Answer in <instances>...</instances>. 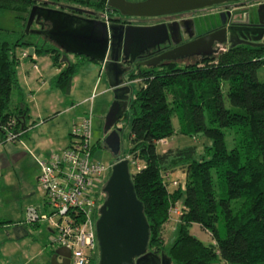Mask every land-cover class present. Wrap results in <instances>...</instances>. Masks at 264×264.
Returning <instances> with one entry per match:
<instances>
[{"label": "trees", "instance_id": "trees-1", "mask_svg": "<svg viewBox=\"0 0 264 264\" xmlns=\"http://www.w3.org/2000/svg\"><path fill=\"white\" fill-rule=\"evenodd\" d=\"M59 2L66 5L60 10L89 19L108 10L106 0H0V11L16 13L20 23L16 33L0 32L3 139L6 123L14 120L11 131L19 133L26 117L25 107L13 109L10 105V94L17 89V51L32 48L34 55H47L54 67L60 65L62 53L51 43L23 34L28 11L34 5L53 8ZM78 65L64 64L50 86L67 95ZM127 80L136 83V90L122 115L130 114L129 147L122 158L129 157L138 166H133L129 178L148 227L146 251L162 254L169 264H264V43L232 46L210 59L183 66L136 67ZM172 118L178 134L209 142L199 148L198 159L195 146L156 151L157 143L173 133ZM227 129L233 136L230 149L224 142L223 130ZM91 150L90 144V156ZM176 172L183 175V181L169 191L175 179L169 181L168 177ZM104 199L102 193L95 218ZM178 202L180 213L176 216L173 209ZM171 214L178 227L166 248L161 232ZM218 221L223 225L221 237L216 229ZM193 225L208 235L213 248L189 234ZM97 253L89 264L96 261Z\"/></svg>", "mask_w": 264, "mask_h": 264}, {"label": "water", "instance_id": "water-1", "mask_svg": "<svg viewBox=\"0 0 264 264\" xmlns=\"http://www.w3.org/2000/svg\"><path fill=\"white\" fill-rule=\"evenodd\" d=\"M241 2L242 0H143L138 2L106 0L105 5L121 16L153 18L228 3L241 4ZM242 16L241 22L245 23L249 15L244 13ZM252 20H255L254 25L246 27L245 30L251 35L250 39L253 43L238 41L239 33L228 28L227 37L231 43L228 48L236 45L254 47L262 45L256 42L264 38V3L255 7V18ZM32 24L39 29H32ZM171 25L176 26L172 23L149 27H123L37 5L30 7L27 14L24 35H36L51 43L62 53L59 59L60 64H68L66 55L85 58L89 62L98 64L112 96V101L103 116L102 144L114 156V159L102 189L105 199L94 221L98 250L96 264H169V260L162 254L157 256L155 253L146 251L148 227L142 214V206L133 193L128 162L122 157L117 158L119 129L115 125L127 110L132 83L127 78L123 79L128 72V68L123 67L124 61L132 62L144 51L171 41ZM224 42L225 29H220L143 61L140 65L155 68L186 57L200 56L207 59L215 53L211 50V46L214 43ZM27 53L28 57H31L32 48H28ZM208 248H213V245H208ZM49 264H69V251L58 247L50 255Z\"/></svg>", "mask_w": 264, "mask_h": 264}, {"label": "crops", "instance_id": "crops-1", "mask_svg": "<svg viewBox=\"0 0 264 264\" xmlns=\"http://www.w3.org/2000/svg\"><path fill=\"white\" fill-rule=\"evenodd\" d=\"M24 60H28L29 64ZM68 60L73 63L78 59L69 57ZM35 62L36 56L33 52L31 57L17 62V89L12 90L10 94V105L13 109L17 105L26 108L24 128L20 127L22 130L18 133L16 141L11 143L5 142L0 133V223H2L0 224V257L5 256L7 264H28L30 262L21 253L17 242L22 243L24 248L28 249L29 243L25 241L30 238L31 230L38 227V224L26 225L23 222L24 210L32 207L38 214H46L43 194L38 191L36 183L38 164L44 163L55 150H63L69 144V132L73 125L69 114L74 111V102L70 98V93L74 74H77V71L84 65L83 60H78L79 65L71 78L69 92L67 95H62L50 84L64 64L61 63L55 67L51 64L52 72H48L47 75L38 71ZM87 63L95 67L98 77L103 73L98 64ZM33 65L35 69L32 68ZM94 84L89 96H87L88 91H84L85 94L82 95L80 102L92 101L89 98ZM53 90L64 99L63 104H58V110H56L57 106H51L49 100V97L54 95ZM64 115H66L65 119H61L60 117ZM88 115L91 116L90 110ZM65 136H67L65 143L68 142L62 147L61 143ZM176 178L183 179V175L177 173ZM20 201L25 203L24 206H20ZM46 231L49 233L48 229ZM40 254L46 256L48 252L43 248L38 249L34 256Z\"/></svg>", "mask_w": 264, "mask_h": 264}, {"label": "rangeland", "instance_id": "rangeland-1", "mask_svg": "<svg viewBox=\"0 0 264 264\" xmlns=\"http://www.w3.org/2000/svg\"><path fill=\"white\" fill-rule=\"evenodd\" d=\"M248 0H245L244 2H241L239 4L237 13L233 14V11L231 8H226L227 13L223 12V15L225 17H230L233 18L234 16H237L240 14V12L243 13H248V15L251 18H255V7L259 4H262L264 0H250V2H247ZM40 2V1H37ZM59 4V5H58ZM57 5H53V8H64L66 5L63 2H59ZM237 6V5H236ZM232 7V6H231ZM223 10L221 7H214L211 9H206V10H201L197 12V16H203V15H208L210 13H215L218 11ZM108 12L104 11L103 15L100 16L99 14H96L99 16L100 19L104 20V17L108 18ZM232 15V16H231ZM17 14L11 11L7 10H2L0 11V32L3 33H16L20 30V23L19 20L16 19ZM83 16H89L88 14H83ZM128 24L130 25H138L140 23H143L141 20H138L136 18L134 19H129ZM32 28H35V26H32ZM225 47L222 48V51H225ZM22 49H19L17 51V56L20 55L22 52ZM217 55V54H216ZM36 56V62L35 65L38 68V71L44 72L47 75L52 72L51 68V59L44 54H37ZM196 60H188L185 62L178 63L179 66L181 65H188L192 64ZM19 62V61H18ZM24 62H28V60H24ZM24 62H22L24 64ZM78 62V60H77ZM84 65L81 66V68L77 71V74H74V80L72 83V88H71V93H70V98L74 102V111L69 114V118H71L70 122L72 121L73 125L72 127H79L81 124L82 120L88 119L90 123V143H91V156L90 159L93 161L100 162L104 166H109L112 164L114 156L110 154V152L104 148L102 144V124H103V116L105 112L107 111L111 101H112V96L111 93L108 91L105 77L103 73L100 74L98 77L97 70L91 63L83 62ZM17 69V66H16ZM49 72V73H48ZM97 78V81H96ZM96 82V83H95ZM95 83V84H94ZM93 90L90 94V101H87L85 103L80 102L82 95L85 94V90L89 92L91 90V87L93 86ZM80 87V88H79ZM136 90V83L132 82L130 85V94H129V99L131 98L132 94ZM54 91V95L52 94L51 97H49V100L51 102V106L56 107L58 110V104H63L64 99L59 96V94ZM26 96V95H25ZM27 101V100H26ZM77 102H80L77 104ZM91 112V116L88 115V112ZM66 115L61 116V119H65ZM129 121H130V114L127 112L124 116L120 118V120L116 123L115 127L119 129L118 132V137H119V151L117 154V158L122 157L126 155L129 144H128V130H129ZM171 124L173 127V133L172 135L165 139L164 142L157 143L156 145V151L157 152H162L165 149L168 148H183L187 146H195L197 147V152L195 154V159H198L199 150L202 149L203 146H208L209 142L203 138H200L199 136L195 138H188L185 136H182L177 133V123L176 121L172 118L171 119ZM55 127V126H53ZM71 134V132H69ZM223 135H224V142L225 146L227 149L232 148L233 146V136H232V130L227 129L223 130ZM67 139V136H65V139L63 140L62 147L65 146V140ZM69 142L77 143L79 142L78 137H69ZM200 148V149H199ZM56 151V150H55ZM54 151V152H55ZM129 172L133 173L134 172V167L132 165L129 166ZM177 172L170 174L168 177L169 181H172L175 179L172 184H169L168 190H172L173 187L177 185H180L182 182V179L176 178ZM180 202V201H179ZM179 202L176 205V209L174 214L179 215ZM20 206H24L25 203H22L20 201ZM46 214L50 212V208L46 206ZM174 214H171V217L169 220L165 223L163 229H162V237H163V243L166 248L170 247L175 236H176V230L178 227V220L175 217ZM24 219V215H23ZM47 229V224L46 221L44 222H38V227H36L34 230H31V235L30 238H28L25 242L29 243L28 249L24 248V245L22 243L17 242V246L21 250V253L25 256L27 260L30 262L28 264H49L50 262V255L52 254L53 251H55L58 247L51 246L50 245V235L46 231ZM216 229L221 236H223V225L218 221L216 223ZM189 234L191 236L198 238L202 243L210 245V238L208 237L207 234L201 232L198 227L196 226H191L190 229H188ZM1 240V239H0ZM7 247V245H6ZM44 249L48 252V254L45 256L44 254H40L37 256H34L37 252L38 249ZM97 258H98V253H97ZM97 258L96 261H93L92 264L97 263ZM23 262L22 260H20ZM0 264H7L5 260V256L0 257ZM217 264V263H216Z\"/></svg>", "mask_w": 264, "mask_h": 264}, {"label": "built area", "instance_id": "built-area-1", "mask_svg": "<svg viewBox=\"0 0 264 264\" xmlns=\"http://www.w3.org/2000/svg\"><path fill=\"white\" fill-rule=\"evenodd\" d=\"M27 58V50H23L17 62ZM32 68L36 67L33 65ZM13 124L14 120H10L2 127L5 142L11 143L17 138L18 133L11 131ZM71 133L79 138V142L52 152L47 161L38 164L37 189L43 194L44 204L50 212L38 214L34 208L27 207L24 221L27 224L46 221L50 245L67 249L70 264H89L97 253L95 211L102 199L100 190L110 165L106 167L90 159L88 119L82 120L79 127H72ZM125 159L138 169L136 162L129 157ZM175 209L173 213H176Z\"/></svg>", "mask_w": 264, "mask_h": 264}, {"label": "flooded vegetation", "instance_id": "flooded-vegetation-1", "mask_svg": "<svg viewBox=\"0 0 264 264\" xmlns=\"http://www.w3.org/2000/svg\"><path fill=\"white\" fill-rule=\"evenodd\" d=\"M127 2H138V1H143V0H125ZM245 0H242L244 2ZM237 5V6H236ZM239 4H234V3H228V4H222L218 6H212V7H207L203 9H198V10H193V11H187V12H181V13H176L172 15H166V16H160V17H153V18H136L138 20H141L143 23H140L138 25H130L128 24L129 19H134L131 17H125L121 16L118 14V12L108 9V18L104 17V20L100 19L98 15H93V19L99 20L102 22H105L106 24L109 23H114L116 25H122L123 27L126 26H137V27H149V26H154V25H167V24H172L175 23V25L170 26V33L172 34L171 41H166L162 45H160L157 48L149 49L144 51L142 54L136 56L132 62H129V60L124 61L123 67L128 68V72L124 78H127L129 72L136 67H144L141 66L140 63L143 61H147L149 59H152L161 53H164L166 51H169L177 46L189 43L193 40H196L198 38H201L213 31H218L220 29H225V42L222 44H216L214 43L211 46V50L215 51V53L211 54V56H208L207 59H210L213 56H216L219 52H222V48L225 47V49H228V47L231 45L230 41H228V28H232L233 30H236L240 36H238V41L242 42H248V43H253L251 41V35L247 33L245 29L246 27H250L254 25L255 20H252L251 17L248 16L247 21L245 23H242V14L240 12L239 15L234 16L233 18L230 17H225L223 15L224 13H227L226 8H231L233 11V14L237 13V9ZM232 6V7H231ZM214 7H221L223 10L215 12V13H210L206 14L203 16H197V12L201 10H206V9H211ZM246 13V12H245ZM236 15V14H235ZM232 16V15H231ZM36 29H39L38 26H35ZM44 28V27H43ZM245 31V32H244ZM247 33V34H246ZM249 34V35H248ZM233 41V40H232ZM257 44H263L264 43V38H261L260 41L256 42ZM73 59H78L82 60L81 57H75L72 55H68ZM85 59V58H84ZM207 60L205 57L201 58L200 56L196 57H186L182 60H176L174 62H168L173 63L178 65V63H183L188 60ZM164 65V64H163ZM183 66V65H181ZM126 82V81H125ZM131 85V84H130ZM69 264H70V259H69Z\"/></svg>", "mask_w": 264, "mask_h": 264}]
</instances>
